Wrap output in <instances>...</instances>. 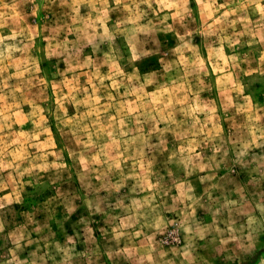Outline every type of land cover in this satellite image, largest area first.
I'll use <instances>...</instances> for the list:
<instances>
[{
  "label": "clouds",
  "instance_id": "1",
  "mask_svg": "<svg viewBox=\"0 0 264 264\" xmlns=\"http://www.w3.org/2000/svg\"><path fill=\"white\" fill-rule=\"evenodd\" d=\"M254 73L264 0H0V264H247Z\"/></svg>",
  "mask_w": 264,
  "mask_h": 264
},
{
  "label": "rangeland",
  "instance_id": "2",
  "mask_svg": "<svg viewBox=\"0 0 264 264\" xmlns=\"http://www.w3.org/2000/svg\"><path fill=\"white\" fill-rule=\"evenodd\" d=\"M223 2V0H221ZM171 22V21H169ZM162 36L164 35L163 33L161 34ZM170 46H174L175 44V39L171 33L165 37ZM43 46V45H41ZM244 51H248V49H244ZM259 55H260V48L257 46L256 49L252 50V57H253V63L252 67L256 68L259 66ZM152 63H156V59H152ZM243 67H247V65H244ZM215 73H213V79L215 78ZM246 80H249L252 82V87L256 89V95L259 98V100L264 103V76L259 75L258 73H254L253 76L251 77H245ZM86 80V78H82V81ZM49 95H52V90L49 89ZM216 95L217 99L221 100L223 98V94L217 89L216 90ZM27 110V109H26ZM26 128L33 127L31 124L25 125ZM56 139L57 143L63 147L64 140L62 135L57 132L56 133ZM261 258H264V238H262L260 244L257 245V247L246 257L247 264H260Z\"/></svg>",
  "mask_w": 264,
  "mask_h": 264
}]
</instances>
